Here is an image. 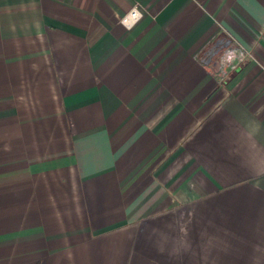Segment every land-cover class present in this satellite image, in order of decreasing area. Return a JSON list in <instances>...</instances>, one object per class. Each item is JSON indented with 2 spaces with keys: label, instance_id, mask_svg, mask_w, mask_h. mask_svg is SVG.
Segmentation results:
<instances>
[{
  "label": "crops",
  "instance_id": "0c3cea01",
  "mask_svg": "<svg viewBox=\"0 0 264 264\" xmlns=\"http://www.w3.org/2000/svg\"><path fill=\"white\" fill-rule=\"evenodd\" d=\"M0 264H264V0H0Z\"/></svg>",
  "mask_w": 264,
  "mask_h": 264
},
{
  "label": "built area",
  "instance_id": "2783aa9c",
  "mask_svg": "<svg viewBox=\"0 0 264 264\" xmlns=\"http://www.w3.org/2000/svg\"><path fill=\"white\" fill-rule=\"evenodd\" d=\"M140 16V11L137 9V7H131L128 11H126L125 13H123L120 16V20L125 23L126 25H130L132 24L138 17ZM247 53V50L245 49H240L238 50L235 54L234 57L236 60H240L241 58H243ZM223 55V57H222ZM229 55H224V52H221L220 54H218V61L222 60H226L228 62H232V60L228 57Z\"/></svg>",
  "mask_w": 264,
  "mask_h": 264
},
{
  "label": "water",
  "instance_id": "95a60500",
  "mask_svg": "<svg viewBox=\"0 0 264 264\" xmlns=\"http://www.w3.org/2000/svg\"><path fill=\"white\" fill-rule=\"evenodd\" d=\"M228 43H229V41H224V42L216 41L214 48L208 51L209 53L207 55V62L210 61L215 66L219 65L218 56H216V57H213V56L218 54L219 51L225 45H228Z\"/></svg>",
  "mask_w": 264,
  "mask_h": 264
},
{
  "label": "rangeland",
  "instance_id": "374dc122",
  "mask_svg": "<svg viewBox=\"0 0 264 264\" xmlns=\"http://www.w3.org/2000/svg\"><path fill=\"white\" fill-rule=\"evenodd\" d=\"M218 56V55H217Z\"/></svg>",
  "mask_w": 264,
  "mask_h": 264
}]
</instances>
